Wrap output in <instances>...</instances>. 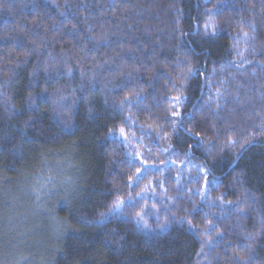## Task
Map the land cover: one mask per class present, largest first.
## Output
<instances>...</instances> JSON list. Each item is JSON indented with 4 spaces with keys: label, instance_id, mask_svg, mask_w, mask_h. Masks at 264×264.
Segmentation results:
<instances>
[{
    "label": "trees",
    "instance_id": "trees-1",
    "mask_svg": "<svg viewBox=\"0 0 264 264\" xmlns=\"http://www.w3.org/2000/svg\"><path fill=\"white\" fill-rule=\"evenodd\" d=\"M209 17L218 31L204 37ZM185 58L199 71L183 88L185 119L174 131L164 97L176 94L167 81L179 84L177 61ZM260 62L264 0H0V216L27 229L56 226L44 235L30 230L34 256L7 264H235L242 242L252 248L240 255L264 264ZM125 96L131 104L120 112L114 105ZM121 126L148 160L132 188L128 177L141 166L128 164L135 151L108 136ZM197 165L210 170L206 196L195 192L204 177L190 179ZM129 195L133 204L109 212ZM218 197L242 201L247 215ZM141 209L147 228L136 222ZM210 220L217 228L206 231Z\"/></svg>",
    "mask_w": 264,
    "mask_h": 264
},
{
    "label": "snow or ice",
    "instance_id": "snow-or-ice-1",
    "mask_svg": "<svg viewBox=\"0 0 264 264\" xmlns=\"http://www.w3.org/2000/svg\"><path fill=\"white\" fill-rule=\"evenodd\" d=\"M61 15H64V13H61ZM177 23H179V19L177 20ZM202 29H203V36L204 37H210V36H215L217 31H218V25L213 22V18L209 17L208 20H206L203 25H202ZM72 30L75 31L76 30V25L73 24L72 25ZM201 30V25L199 23H197L196 25V29L195 31L198 33ZM182 35H184L182 33ZM243 36L245 38H247L248 34L245 32L243 33ZM90 41H95L96 38L94 36L89 37ZM106 40V37H101L100 38V43L103 44L104 41ZM238 46V40L236 42V45ZM237 55L241 58H243V64H251L252 61L247 60V58L244 57L243 51H238ZM243 64L240 65V67H243ZM261 67H264V62H260ZM177 65L180 67V71L177 73V77L179 78V84L176 83V81H174L172 79L171 76H169L167 83L171 84V88L174 89L176 91L175 95H166L164 97L165 100H167L169 102V116L167 117V119H169L171 121L172 124V128L174 131H178L180 127H182V122L185 119V116L183 115L182 111H181V106L185 103V101L187 100V97L184 95L183 93V88L186 86L188 79L193 76L194 74L198 73V67L197 66H193L191 61L188 60L187 58H185L184 60H178L177 61ZM103 67V66H102ZM213 71H215V69H213ZM69 72H71V69H69ZM202 74V73H201ZM81 75H83V73H81ZM129 77H131L132 73H128L127 74ZM207 80V78H206ZM123 86H127L126 84ZM121 87V85H117V88ZM221 95L220 90L217 89L216 92V96L219 97ZM141 97L139 94H135L132 99H137L139 100ZM210 102L211 98H210ZM217 107H219V102L218 100L215 101ZM131 104V99L129 98V96H125L121 101H119L118 103H116L114 105V108L119 110L120 112H123L124 110V106L125 105H130ZM175 109V110H172ZM189 119L191 118L190 116L188 117ZM128 120H130V117H125V122H127ZM189 132V134L191 135V130L188 129L187 130ZM261 134H264V126H262L261 128ZM195 135L197 137H200V133L197 132L195 133ZM256 135L255 132L250 133V138L254 137ZM108 136L115 142V141H119L121 144L124 143H128L129 142V137L126 133L125 127L121 126L118 130V134L116 131H114L113 129H109L108 131ZM132 136L135 137V133H132ZM163 137L160 136L159 133H157V139H161ZM141 141L143 140V136H141L139 138ZM249 141H245V144L248 143ZM237 141L236 140H229L228 144L229 145H233L236 144ZM171 144H169V146L167 148H162L161 151L164 153H169V149H171ZM191 145H189V149H191ZM241 147H244V144L241 145ZM148 151L150 152L151 149L149 148ZM128 156L131 157V159L128 160V164L131 165H135L137 163H139L141 166L135 168V174L132 176L128 177V181H127V186L129 188H132L134 185H138L140 180H142L144 178V171L145 169V165H148V160L145 158V156L140 152V151H136L134 153H128ZM172 160V156L169 155L168 156V160L166 161H159L160 164H167L169 161ZM189 160V154L185 153L184 154V159L179 161L180 164H185L187 161ZM155 161H153L152 167L155 171H162V169L160 168H156L155 167ZM197 174L195 176H191L190 179L194 182L199 183L200 182V177L203 176L204 180H203V186L201 188H197L195 189L196 194L198 195H207L208 189H209V181H208V175H209V169L206 167H203L201 165H197ZM177 177V187L179 188V177H180V173L177 172L176 174ZM154 183L153 181L149 182V185L145 186V189H142V191H146L148 189V187ZM158 183V186L161 189H164V183L162 181L159 182H155ZM155 189H153L154 191ZM166 191V189H165ZM192 191V190H189ZM137 196H140L141 193H137ZM37 199H39V194L37 195ZM169 200L173 199L172 197H168ZM218 200L220 201L221 205L223 206L224 203H227L229 205L232 206L233 210L241 216L247 215V212L245 211V209L241 206L242 205V201H237V202H232V201H227L225 202L223 200V197H218ZM135 201V197L129 195L127 197V199L121 197V196H117L116 199L112 202L111 207L109 208V212L115 213L121 209L124 208V206L126 204H133V202ZM213 203H215V201H213ZM193 214H195L196 212L199 211V209L197 208H193ZM135 216L137 217V223H143L144 227H149L147 221L144 219V211L143 209H141V211H138L135 213ZM173 220L177 219L175 217L174 214H172ZM102 218H103V214H102ZM181 219V221L183 220V218H179ZM86 222V221H83ZM169 221L166 218V222L165 224H161L159 225V227L164 228L166 226V224ZM187 223L189 224V227L192 226L191 224V220L187 221ZM262 223H264V218H262ZM217 228V225L213 222V221H208V228L206 231H211V230H215ZM217 235L219 236H223V232H218ZM255 238L254 234L249 232L246 234V236L244 237L245 240L251 241ZM208 244H211L212 239L211 237L208 238V240L206 241ZM236 248L238 249V251L233 253V257L232 259L235 261V264H249V257L246 256H242L240 255V252L243 250H250L252 248V245L250 243H244L242 242L241 244L236 245ZM204 250V244L202 243L201 245V253H203Z\"/></svg>",
    "mask_w": 264,
    "mask_h": 264
},
{
    "label": "rangeland",
    "instance_id": "rangeland-1",
    "mask_svg": "<svg viewBox=\"0 0 264 264\" xmlns=\"http://www.w3.org/2000/svg\"><path fill=\"white\" fill-rule=\"evenodd\" d=\"M127 145L130 147L132 146V149L136 152L135 149L138 148L137 144H135L130 138ZM19 183L20 182L16 184L18 188L20 186ZM30 191H32V194L34 195L35 190L32 189ZM19 215H21V211ZM2 216H0V264H7L8 260L15 262L18 259V256H34L36 249L33 250L32 253H29L30 248L28 245L29 243H34L29 236L30 230H36L41 235L51 233V231L52 233H55L56 226L52 223L50 224V228H47L46 230L45 228L43 229V227H40L43 226L41 223L38 225V227H40L38 229H35L37 227L33 228L32 226H30L32 227L31 229H27L25 227L26 225L19 223L13 218L11 220L5 218L2 219Z\"/></svg>",
    "mask_w": 264,
    "mask_h": 264
}]
</instances>
